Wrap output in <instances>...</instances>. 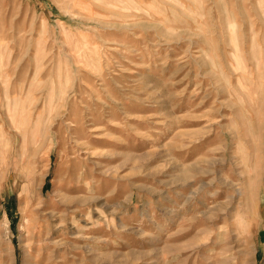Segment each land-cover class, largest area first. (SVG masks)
I'll list each match as a JSON object with an SVG mask.
<instances>
[{"label": "rangeland", "instance_id": "374dc122", "mask_svg": "<svg viewBox=\"0 0 264 264\" xmlns=\"http://www.w3.org/2000/svg\"><path fill=\"white\" fill-rule=\"evenodd\" d=\"M109 1L0 0V264H264V0Z\"/></svg>", "mask_w": 264, "mask_h": 264}, {"label": "bare ground", "instance_id": "6f19581e", "mask_svg": "<svg viewBox=\"0 0 264 264\" xmlns=\"http://www.w3.org/2000/svg\"><path fill=\"white\" fill-rule=\"evenodd\" d=\"M126 1H127V0H126ZM129 1H130V2H129ZM129 1H127V3H128L127 5H128V7H129V9H132V8L134 7V6H132L134 2L131 1V0H129ZM109 2H112V1L110 0ZM115 2H116V1H115ZM123 3H124V2H123ZM129 3L132 4V5H130ZM110 4H111V3H110ZM116 4H117V3H116ZM124 4H125V3H124ZM105 5H106V4H105ZM107 5H108V3H107ZM119 5H120V4H119ZM127 5H123V6H127ZM129 5L132 6V8H131ZM135 5H136V4H135ZM109 6H110V5H109ZM137 6H138V5H137ZM135 7H136V6H135ZM110 8H111V7H110ZM138 8H139V7H138ZM112 9H113V8H112ZM135 9H137V8H135ZM139 9H140V8H139ZM136 11H137V10H136ZM139 11H140V10H139ZM137 12H138V11H137ZM237 60H238V59H237ZM4 133H5V132H4ZM1 137H4V136L2 135V131H1V129H0V138H1ZM3 146H4V145H3ZM7 148H8V147H7ZM9 148H10V147H9ZM6 150H7V149H6ZM3 156H4V155H3Z\"/></svg>", "mask_w": 264, "mask_h": 264}]
</instances>
